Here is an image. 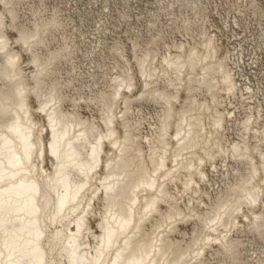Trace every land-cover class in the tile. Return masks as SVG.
I'll return each mask as SVG.
<instances>
[{
    "label": "bare ground",
    "instance_id": "1",
    "mask_svg": "<svg viewBox=\"0 0 264 264\" xmlns=\"http://www.w3.org/2000/svg\"><path fill=\"white\" fill-rule=\"evenodd\" d=\"M157 1L153 13L137 15L142 23L121 31L101 19L82 29L44 0L0 2V264L30 251L35 229L38 255L28 264L264 260V87L241 73L243 41L253 45V66L264 60V14L256 34L236 31L262 7ZM21 28L40 29L32 51ZM166 29L181 39L158 40ZM143 103L154 112L144 114Z\"/></svg>",
    "mask_w": 264,
    "mask_h": 264
},
{
    "label": "rangeland",
    "instance_id": "2",
    "mask_svg": "<svg viewBox=\"0 0 264 264\" xmlns=\"http://www.w3.org/2000/svg\"><path fill=\"white\" fill-rule=\"evenodd\" d=\"M28 1H30V0H28ZM34 1H36V0H34ZM258 1H259L258 6L264 8V0H258ZM157 2H158L157 0H71V2L70 1L67 2V0H44V4H45L46 9L52 10L53 8H57V9L62 10L63 14H65V17L67 18V20L70 23H73L75 25H80L82 29L91 30L92 28H94L96 26V24L101 19V23H104V25L108 26V27H112L113 25H120L119 31L129 29L131 26H134L135 24L142 23V21L137 20V18H136L137 15H139V13H143V16H147V15H149L147 13L148 11H151L153 13L155 11L156 6H157ZM105 6H107V10L104 8ZM213 7H214V5H211V8H213ZM26 8H27L26 5H24V7H22L24 13L21 12L20 21L25 22V19H27L29 17V12H27ZM226 8H227V6H226ZM262 8L259 9V11H258L259 13H257L256 15H252L251 13L247 12L246 16H244L245 19H244L243 24H242V29H244L245 31L244 30L241 31L239 29H236V31L241 34L240 35L241 37L244 36V38H245V36H247V35L248 36L246 38L250 37L248 34L249 30L253 31L254 34L257 33L256 30L258 29V27H257V24H255V23H256V20L260 18V15L264 14V9H262ZM224 9H225V5L218 9L220 15L224 13ZM49 12L50 11H47L46 13L45 12L44 13L48 14ZM122 14H127L130 16V18L129 19L128 18H126V19L120 18V15H122ZM219 14H212V17H211V20L217 26H219V25L221 26L220 18H218ZM113 22H114V24H113ZM248 26L250 28H248ZM252 26H255V27L253 28ZM247 29H248V31H247ZM244 32H246V33H244ZM11 34H12V36H14L13 33H11ZM164 35L166 37H168V39H166L165 41H167L169 44H171L174 40H177V39L180 40L181 39L180 35L178 36V33H175V31L169 30V29H166ZM228 35H230V34L228 33ZM119 37H121V39L125 42V45L127 44L126 48L130 47V44L125 39V34L123 32L119 33ZM222 39H223L224 43L230 44V42H227L224 40L225 39L224 37H222ZM231 42H233L234 45L236 46V42H238V41H232L231 40ZM247 42L248 41H246V42L243 41V43H242V48L245 50V52H246L245 54L247 55V57H245L246 65L244 66L241 64L243 69H245L241 73H246L248 71L249 73L247 72V76L252 79L253 83L259 84L261 87H264V60L262 58H260L259 59L260 63L257 65V67L252 65L251 62L253 61L252 59L254 57L253 50H252L253 45L250 42H248V44H247ZM227 44H225V45H227ZM258 54H260L259 51H258ZM259 56L261 57V55H259ZM262 57H263V55H262ZM248 61H250V62L248 63ZM142 107H143V113L145 112L144 114H148V113L152 114L154 112V109H155L154 105L152 107V105H149L148 103H143ZM84 113L86 115H88L87 111H85ZM135 114L137 117L138 116L137 112H135ZM146 126H147V124H145V127ZM146 128L148 129V126ZM145 131L146 130H144V132ZM234 137L235 136L233 135V133L229 132V139H232ZM211 178L214 180L213 182H216L217 184L221 185L222 178L220 176L214 175V177H211ZM93 224H95V223L92 221V225ZM182 228L184 229V231L190 233L192 227H191V225L187 224V225L182 226Z\"/></svg>",
    "mask_w": 264,
    "mask_h": 264
},
{
    "label": "snow or ice",
    "instance_id": "3",
    "mask_svg": "<svg viewBox=\"0 0 264 264\" xmlns=\"http://www.w3.org/2000/svg\"><path fill=\"white\" fill-rule=\"evenodd\" d=\"M0 2L5 3V7H10L7 3L6 0H0ZM20 38L24 39L26 42V47L28 48L29 51H32L31 48V41H38V32L40 31L39 28L36 29L35 32L32 31H28L26 29L21 28L20 30ZM2 35V34H0ZM158 40H166L168 39V37L164 36L163 34H161L160 37H157ZM19 42V40H18ZM209 47H211L209 45ZM0 51H4V40L0 39ZM8 53L5 52V55H7ZM8 65L11 66H16V62L14 60H12L11 58L8 60ZM8 65H6L5 67H7ZM230 81L228 80V78L225 79V84H228ZM123 86V82H120ZM17 95L20 96V98L22 99V92L18 90ZM51 147V146H50ZM0 179H3L2 176H0ZM32 190L34 191V187L32 188ZM111 191L110 187H107L104 189V195L106 197L105 203H108L107 197L109 195V192ZM247 199V201L250 204H254L256 203V198H255V190H253L252 194H249L245 197ZM240 205V202L237 201L236 204L233 206V210L235 208H238ZM29 210L31 212H38L40 211L39 209L35 208L34 203L31 202V200H29ZM7 227V224L5 223V221L3 220V218H0V232H3V230ZM261 237L264 238V217L260 218V228H259ZM6 235L9 237V240H11L13 238L11 233H6ZM30 235L34 236V240H30L28 241V247L31 249L30 251L28 249H24L22 251L19 252V258L15 261V264H28L29 260L33 259L34 256L38 255V249L35 248V242L39 240V237L41 235V232L38 229H35L34 232L30 233ZM6 244L9 243L8 240L5 241ZM10 251L12 252H16L17 249L16 247H10ZM8 264H13L12 261V257L9 258V262ZM259 264H264V260H261L259 262Z\"/></svg>",
    "mask_w": 264,
    "mask_h": 264
},
{
    "label": "clouds",
    "instance_id": "4",
    "mask_svg": "<svg viewBox=\"0 0 264 264\" xmlns=\"http://www.w3.org/2000/svg\"><path fill=\"white\" fill-rule=\"evenodd\" d=\"M2 109H3V102L0 101V110H2Z\"/></svg>",
    "mask_w": 264,
    "mask_h": 264
}]
</instances>
